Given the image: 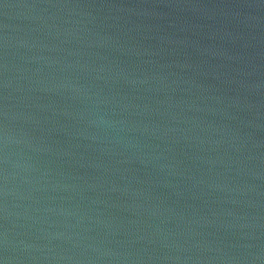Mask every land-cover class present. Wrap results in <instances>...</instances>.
<instances>
[{
  "label": "water",
  "instance_id": "obj_1",
  "mask_svg": "<svg viewBox=\"0 0 264 264\" xmlns=\"http://www.w3.org/2000/svg\"><path fill=\"white\" fill-rule=\"evenodd\" d=\"M0 264H264V0H0Z\"/></svg>",
  "mask_w": 264,
  "mask_h": 264
}]
</instances>
